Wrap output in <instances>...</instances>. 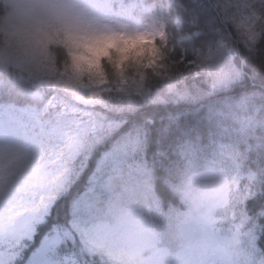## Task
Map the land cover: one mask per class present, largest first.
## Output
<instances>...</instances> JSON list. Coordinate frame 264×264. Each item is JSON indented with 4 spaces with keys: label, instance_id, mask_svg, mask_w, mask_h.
Returning a JSON list of instances; mask_svg holds the SVG:
<instances>
[{
    "label": "snow or ice",
    "instance_id": "6c2138e0",
    "mask_svg": "<svg viewBox=\"0 0 264 264\" xmlns=\"http://www.w3.org/2000/svg\"><path fill=\"white\" fill-rule=\"evenodd\" d=\"M13 7L0 25V264H169L153 213L175 216L184 264H264V0ZM217 148L230 182L208 159ZM178 169L212 195L165 213L155 174Z\"/></svg>",
    "mask_w": 264,
    "mask_h": 264
},
{
    "label": "trees",
    "instance_id": "16d2710c",
    "mask_svg": "<svg viewBox=\"0 0 264 264\" xmlns=\"http://www.w3.org/2000/svg\"><path fill=\"white\" fill-rule=\"evenodd\" d=\"M241 149L244 151L245 155L246 150L241 146ZM208 159H212L214 157L213 150L209 149L207 152ZM221 161V159H219ZM248 168V160L246 162ZM225 166V165H223ZM182 169L174 170L171 173L163 172L161 170H157L155 174L154 183L157 189V195L160 197L161 205L167 213L169 207H175L177 209L183 210L185 205L181 203V199L174 194L173 187H175L179 182V176L182 172ZM204 168L201 167L199 172L202 173ZM218 171V167H217ZM219 172V171H218ZM224 175L231 181L232 174L228 173V168L225 166ZM243 185V184H242ZM145 207H147V203L145 202ZM153 219L157 222L158 229L165 233V235L159 241H153V244L157 248H165L167 249V253L171 255H177L180 248L185 244V241L181 239L178 229L176 228V218L172 216L171 218L165 217H157L153 213ZM225 224H219L217 227H224ZM151 254L149 252L144 253V257H149Z\"/></svg>",
    "mask_w": 264,
    "mask_h": 264
},
{
    "label": "clouds",
    "instance_id": "9594fccd",
    "mask_svg": "<svg viewBox=\"0 0 264 264\" xmlns=\"http://www.w3.org/2000/svg\"><path fill=\"white\" fill-rule=\"evenodd\" d=\"M15 0H0V25H7L9 23L10 17L16 16V9L13 7ZM196 175L187 174L181 172L179 176L180 182L174 187V194L177 195L180 199L186 194L191 193V195L196 197H210L212 195L211 191L206 187V182L202 177H198L197 180L192 181V176ZM224 179L230 180L224 176ZM242 181V179H241ZM240 181V183H241ZM237 190V185H231L228 195ZM140 237L128 236L122 241H119L121 244H138L142 243ZM131 251V249H128ZM166 255L169 264H184L183 260L180 259L178 255H171L170 253L162 254ZM132 264H153V261L149 257H141L139 254H134Z\"/></svg>",
    "mask_w": 264,
    "mask_h": 264
},
{
    "label": "rangeland",
    "instance_id": "374dc122",
    "mask_svg": "<svg viewBox=\"0 0 264 264\" xmlns=\"http://www.w3.org/2000/svg\"><path fill=\"white\" fill-rule=\"evenodd\" d=\"M227 143V142H226ZM227 152H230L233 156H236L237 157V163L241 164L242 166V171L244 169H247V159L245 158L246 155L244 153V151L241 149V146L240 145H236V144H233L232 148L231 149H228L226 150ZM215 152V155L214 157H212V159H215L216 161V166L218 167V171L223 175H224V170H225V166L228 168V173L234 174V170H233V166H232V161L230 159L227 158V156L225 157H221L219 155V152H220V149H215L213 150V153ZM221 159V161L219 160ZM225 165V166H223ZM247 173H245L246 175ZM246 181L244 179H242L241 181V185L244 184Z\"/></svg>",
    "mask_w": 264,
    "mask_h": 264
}]
</instances>
